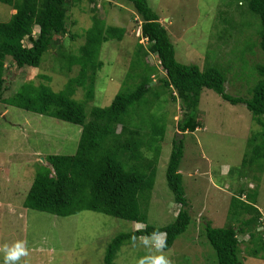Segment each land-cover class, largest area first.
<instances>
[{"label": "rangeland", "instance_id": "1", "mask_svg": "<svg viewBox=\"0 0 264 264\" xmlns=\"http://www.w3.org/2000/svg\"><path fill=\"white\" fill-rule=\"evenodd\" d=\"M147 1L170 36L177 62L195 64L201 70L219 67L227 78V94L246 99L251 96L258 82L255 64L262 60L256 33L260 28L258 17L247 13L245 8L244 12L238 9L237 1L230 7L227 0ZM93 8L107 26L123 28L125 35L122 41L113 40L102 46L99 59L104 66L98 73L94 99L87 104V110L110 105L129 65L136 63L137 42H145L140 37L141 19L129 3L82 0L71 8L66 24L68 35L60 42L67 53L76 54L84 44V31L90 28L95 14ZM13 14L14 10L0 3V22L8 21ZM224 18L235 28L229 29V24L222 22ZM38 32L35 27L34 35ZM70 35L75 36L73 40ZM53 56H45L36 69L18 70L7 63L5 75L12 81V90L27 81L35 85L45 83L54 92L62 90L68 76L59 67V55ZM146 60L157 67L161 78L165 76L155 56ZM77 71L74 67L71 75ZM40 76H48L50 81L45 82ZM155 84H159L157 79ZM156 92L159 99L151 95L147 101L152 107L148 109L153 116L165 118L168 124L146 209L147 224L165 227L174 222L180 208L165 176L176 136L182 138L184 145L180 173L191 223L170 250L161 248L162 234L140 237L121 247L114 264H155L160 257L168 264H217L204 236V224L210 222L216 228L229 223L236 225L228 209L232 196L240 190L257 196L261 218L256 232L264 239V161L243 165L245 155L252 151L253 136L262 133V128L244 105H230L215 92L203 89L198 105L202 127L181 135L176 126L181 117L179 104L166 102L168 93L163 87ZM74 98L83 100L82 90ZM80 133L77 125L0 105V264H4L10 251L17 250V245L27 254L20 255L13 264H103L106 246L116 235L144 228L142 224L91 211L62 218L24 208L38 162L46 165L44 158L48 155H73ZM256 143L257 140L252 144ZM239 240L241 264H264L263 250L252 254L258 251L257 240L254 245L247 244L248 236H239Z\"/></svg>", "mask_w": 264, "mask_h": 264}, {"label": "trees", "instance_id": "2", "mask_svg": "<svg viewBox=\"0 0 264 264\" xmlns=\"http://www.w3.org/2000/svg\"><path fill=\"white\" fill-rule=\"evenodd\" d=\"M81 1L0 0L1 4L15 11L8 21L0 22V105L52 117L81 128L73 155H48L44 158L46 165L38 162L23 206L62 218L91 211L144 225L143 229L116 235L107 244L103 264H114L121 247L140 237L162 234L161 248L170 250L191 223L180 173L184 145L182 138L176 136L165 176L180 208L174 222L165 227L147 224L146 209L168 124L165 118L153 116L148 109L152 107L147 101L151 95L159 99L158 87L168 93L166 102L179 104L181 117L176 126L181 135L202 127L198 105L203 89L215 92L230 105H244L254 122L262 128V133L253 136L252 143L256 140L257 143H251L252 151L245 155L243 165L264 161V0H227V7L237 1L238 9L244 12L245 8L260 21L256 33L262 60L255 64L258 82L247 99L225 92L227 78L223 69L207 66L201 70L195 64L177 62L170 36L147 0H123L141 19L140 37L145 42H137L136 66L129 65L110 105L103 108L92 106L89 110L87 104L94 99L98 73L104 66L99 59L102 46L113 40L122 41L125 30L107 26L93 8L95 14L91 17L90 28L84 31V44L76 54L67 53L60 42L68 35L66 24L71 8ZM222 22L229 24V29L235 28L229 19L224 18ZM35 27L39 28L37 35L33 33ZM69 37L73 40L75 36ZM47 55L55 58L59 55V67L68 76L63 89L54 92L45 83L35 85L27 81L19 84L16 91L12 90V81H8L5 75L6 64L18 70L36 69ZM149 56L156 57L164 77L159 76L156 66L147 62ZM74 67L78 71L71 75ZM40 77L45 82L50 81L48 76ZM78 90H82L83 100L74 98ZM256 198L255 194H244L242 190L232 196L228 211L236 225L229 223L216 228L210 222L204 224V236L214 251L217 264H241L239 236H248L247 244L250 245L259 242L258 251L252 254L264 251V239L256 232L261 218ZM244 215L250 217L245 219Z\"/></svg>", "mask_w": 264, "mask_h": 264}, {"label": "clouds", "instance_id": "3", "mask_svg": "<svg viewBox=\"0 0 264 264\" xmlns=\"http://www.w3.org/2000/svg\"><path fill=\"white\" fill-rule=\"evenodd\" d=\"M17 250L10 251L5 257L4 264H13L14 261L19 259L20 255H26L27 253L23 251L21 245L16 246ZM155 264H168V262L160 257L155 261Z\"/></svg>", "mask_w": 264, "mask_h": 264}, {"label": "water", "instance_id": "4", "mask_svg": "<svg viewBox=\"0 0 264 264\" xmlns=\"http://www.w3.org/2000/svg\"><path fill=\"white\" fill-rule=\"evenodd\" d=\"M43 162V161H42Z\"/></svg>", "mask_w": 264, "mask_h": 264}]
</instances>
